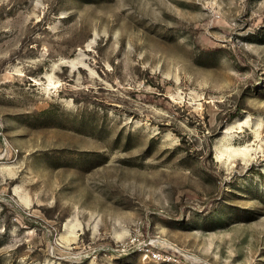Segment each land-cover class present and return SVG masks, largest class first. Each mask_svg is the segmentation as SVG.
<instances>
[{
    "label": "rangeland",
    "instance_id": "rangeland-1",
    "mask_svg": "<svg viewBox=\"0 0 264 264\" xmlns=\"http://www.w3.org/2000/svg\"><path fill=\"white\" fill-rule=\"evenodd\" d=\"M0 264H264V0H0Z\"/></svg>",
    "mask_w": 264,
    "mask_h": 264
},
{
    "label": "built area",
    "instance_id": "built-area-1",
    "mask_svg": "<svg viewBox=\"0 0 264 264\" xmlns=\"http://www.w3.org/2000/svg\"><path fill=\"white\" fill-rule=\"evenodd\" d=\"M139 251L143 255L144 259H148L149 261L159 263V262H170L171 260L174 261L170 256H167L157 250H154L153 248L149 247V245H152V242H149V244H141L139 243ZM142 245V246H141ZM174 249V248H172Z\"/></svg>",
    "mask_w": 264,
    "mask_h": 264
},
{
    "label": "bare ground",
    "instance_id": "bare-ground-1",
    "mask_svg": "<svg viewBox=\"0 0 264 264\" xmlns=\"http://www.w3.org/2000/svg\"><path fill=\"white\" fill-rule=\"evenodd\" d=\"M245 153L244 152H242V151H240V152H238V151H233V152H230V157H241V156H243ZM243 158V157H242Z\"/></svg>",
    "mask_w": 264,
    "mask_h": 264
},
{
    "label": "trees",
    "instance_id": "trees-1",
    "mask_svg": "<svg viewBox=\"0 0 264 264\" xmlns=\"http://www.w3.org/2000/svg\"><path fill=\"white\" fill-rule=\"evenodd\" d=\"M239 111L240 110H236V112H234V114H231L229 117H228V120L226 121H231L232 119H234L235 117H237L239 115Z\"/></svg>",
    "mask_w": 264,
    "mask_h": 264
}]
</instances>
